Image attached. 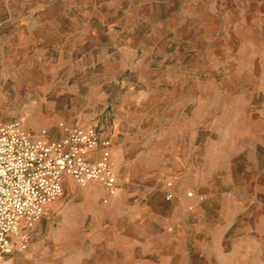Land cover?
Here are the masks:
<instances>
[{
  "label": "rangeland",
  "instance_id": "rangeland-1",
  "mask_svg": "<svg viewBox=\"0 0 264 264\" xmlns=\"http://www.w3.org/2000/svg\"><path fill=\"white\" fill-rule=\"evenodd\" d=\"M11 122L95 128L117 187L65 178L0 264H264V0H0Z\"/></svg>",
  "mask_w": 264,
  "mask_h": 264
},
{
  "label": "built area",
  "instance_id": "built-area-1",
  "mask_svg": "<svg viewBox=\"0 0 264 264\" xmlns=\"http://www.w3.org/2000/svg\"><path fill=\"white\" fill-rule=\"evenodd\" d=\"M98 150L99 159L90 160ZM65 178L79 185L97 182L113 195L117 179L110 142L95 128L73 129L47 141L32 137L19 123H0V255L25 248L21 230L31 228L46 205L62 195Z\"/></svg>",
  "mask_w": 264,
  "mask_h": 264
},
{
  "label": "crops",
  "instance_id": "crops-1",
  "mask_svg": "<svg viewBox=\"0 0 264 264\" xmlns=\"http://www.w3.org/2000/svg\"><path fill=\"white\" fill-rule=\"evenodd\" d=\"M100 137L102 139H106V140H108L110 142V154H111V148H112L111 141L109 139L105 138V137H102V136H100ZM99 157H100V152L98 150V151L93 152L92 154H90L89 159L92 160V161H95V160L99 159Z\"/></svg>",
  "mask_w": 264,
  "mask_h": 264
}]
</instances>
